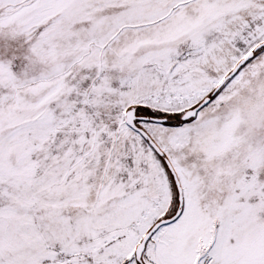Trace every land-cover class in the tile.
Wrapping results in <instances>:
<instances>
[{
  "label": "snow or ice",
  "instance_id": "snow-or-ice-1",
  "mask_svg": "<svg viewBox=\"0 0 264 264\" xmlns=\"http://www.w3.org/2000/svg\"><path fill=\"white\" fill-rule=\"evenodd\" d=\"M0 264H264V0H0Z\"/></svg>",
  "mask_w": 264,
  "mask_h": 264
}]
</instances>
